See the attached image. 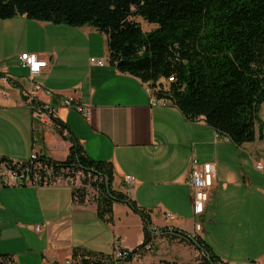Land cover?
Listing matches in <instances>:
<instances>
[{
	"label": "crops",
	"instance_id": "1",
	"mask_svg": "<svg viewBox=\"0 0 264 264\" xmlns=\"http://www.w3.org/2000/svg\"><path fill=\"white\" fill-rule=\"evenodd\" d=\"M23 53L37 54L49 63L35 77L43 85L38 99L56 107V116L74 132L89 157L114 165V188L149 210L155 227L193 233L197 221L209 216L212 222L209 205L222 179L233 180L232 172L223 171L228 151L246 150L257 162L264 155V147H253L259 140L237 146L203 117L190 119L175 105L151 106L147 83L111 63L108 36L97 28L18 15L0 20V72L6 75L0 78V160L26 161L38 152L60 161L70 151V140L37 119L23 96L31 88L29 72L20 63ZM92 57L105 59L106 64H92ZM70 97L89 107L91 114L86 117L65 107L63 101ZM193 160L212 162L216 170L211 202L201 216H194L191 209ZM128 175L134 177L132 184L125 180ZM73 192L69 182L38 187L0 184V255H14L17 264H63L77 247L108 255L111 250L102 243L109 244L110 232L113 264H211L198 259L193 246L167 235L155 238L151 251L116 260L117 249L142 244V218L126 203H116L113 223H107L99 218L95 201L79 202ZM165 212L177 218L170 220ZM37 224L44 228L35 236ZM202 227L199 235L222 264H264V250L244 260L218 252ZM69 234L71 238L63 240L68 244H56Z\"/></svg>",
	"mask_w": 264,
	"mask_h": 264
},
{
	"label": "trees",
	"instance_id": "2",
	"mask_svg": "<svg viewBox=\"0 0 264 264\" xmlns=\"http://www.w3.org/2000/svg\"><path fill=\"white\" fill-rule=\"evenodd\" d=\"M18 15L97 28L108 36L111 63L159 87L153 90L158 99L171 101L190 119L203 117L237 146L264 140V0H0V20ZM137 17L154 28L144 31ZM5 76L0 72V78ZM54 120L71 146L66 159L49 160L57 169L81 171L86 178L85 186L74 190L75 200L90 199L89 184L97 192L91 199L101 220L113 223L116 203H126L142 218V244L118 261L147 252L155 238L167 235L193 246L198 259L222 264L199 233L153 226L149 210L114 188V165L89 157L69 126L57 116ZM13 258L1 254L0 264H12ZM113 258L77 247L71 260L110 264Z\"/></svg>",
	"mask_w": 264,
	"mask_h": 264
},
{
	"label": "built area",
	"instance_id": "3",
	"mask_svg": "<svg viewBox=\"0 0 264 264\" xmlns=\"http://www.w3.org/2000/svg\"><path fill=\"white\" fill-rule=\"evenodd\" d=\"M92 64L104 66L106 64L105 59H98L92 57L90 59ZM21 66L27 68L31 88L23 91V96L29 107L33 110V115L40 121L58 128V125L54 118L56 117V107H53L47 103L38 99L37 93L43 89V85L35 80V77L41 74L49 65L48 61L41 59L37 54L23 53L20 56ZM164 83V80H162ZM159 87H151L148 83L146 91L149 94V90H159ZM63 105L67 108H75L81 112L84 116L88 117L91 114L89 107L77 102L76 98L70 97L63 101ZM151 106H169L171 101L166 98H159V100H150ZM256 167L260 170H264V161H258ZM66 171V172H63ZM75 173V176H73ZM216 179L215 164L212 162H205L199 164L196 160L192 161L191 169L189 172V184L192 189V210L194 216H201L206 212L207 205L211 199V191L214 187ZM128 184L134 182V177L128 175L125 177ZM86 181L85 175L81 171L74 172L64 169H57L54 167L52 161L48 157L43 156L38 152H33L30 158L26 161L19 162L18 165H10L8 162H0V184L2 185H18V186H50L58 185L64 182H69L74 190L82 188ZM90 189V198H94L97 192L91 189L89 184L86 185ZM165 217L170 220H175L176 216L170 212L164 213ZM44 225L37 224L34 227L36 233H42ZM201 221L195 223L194 234L202 231ZM158 232V231H157ZM154 248V244L150 243L145 247L146 251H151ZM130 255V250L125 248H119L116 251V260H125ZM12 264H17L15 258H13ZM63 264H72V260L68 259Z\"/></svg>",
	"mask_w": 264,
	"mask_h": 264
},
{
	"label": "rangeland",
	"instance_id": "4",
	"mask_svg": "<svg viewBox=\"0 0 264 264\" xmlns=\"http://www.w3.org/2000/svg\"><path fill=\"white\" fill-rule=\"evenodd\" d=\"M136 20L144 31L154 28L140 17ZM261 117L264 120V104ZM253 147L263 148L264 141L259 140ZM226 156L228 166L224 167L223 171L232 172L233 180L227 182V179H222L218 195L209 205V212H212L209 213L212 216L210 219L213 221L210 222L208 216L207 220L201 223L207 229L205 237L208 236V240L218 252L227 257L233 254L238 260H244L250 254L264 250V170L256 167L257 159L252 158L246 150L242 151L236 147L229 150ZM263 158L264 155L260 161ZM33 234L37 235L34 231ZM28 237L30 241L34 240L31 234ZM62 238L60 240V237L56 244H68L69 241L63 240H69L71 235L69 234L67 239ZM111 242L109 232V244L102 243L104 248L111 250L106 253L108 255H111L113 249Z\"/></svg>",
	"mask_w": 264,
	"mask_h": 264
},
{
	"label": "bare ground",
	"instance_id": "5",
	"mask_svg": "<svg viewBox=\"0 0 264 264\" xmlns=\"http://www.w3.org/2000/svg\"><path fill=\"white\" fill-rule=\"evenodd\" d=\"M149 94H150L151 100H159L157 98V96L154 94V91L153 90H149Z\"/></svg>",
	"mask_w": 264,
	"mask_h": 264
}]
</instances>
